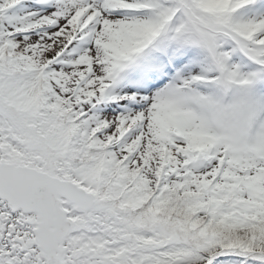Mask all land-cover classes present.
Here are the masks:
<instances>
[{
    "label": "snow or ice",
    "instance_id": "snow-or-ice-1",
    "mask_svg": "<svg viewBox=\"0 0 264 264\" xmlns=\"http://www.w3.org/2000/svg\"><path fill=\"white\" fill-rule=\"evenodd\" d=\"M0 264H264V0H0Z\"/></svg>",
    "mask_w": 264,
    "mask_h": 264
}]
</instances>
